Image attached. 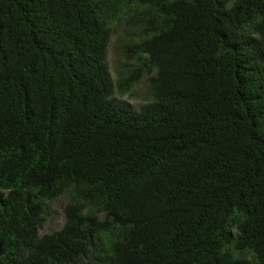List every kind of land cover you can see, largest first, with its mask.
Returning a JSON list of instances; mask_svg holds the SVG:
<instances>
[{
  "label": "trees",
  "instance_id": "1",
  "mask_svg": "<svg viewBox=\"0 0 264 264\" xmlns=\"http://www.w3.org/2000/svg\"><path fill=\"white\" fill-rule=\"evenodd\" d=\"M0 264H264V0H0Z\"/></svg>",
  "mask_w": 264,
  "mask_h": 264
},
{
  "label": "rangeland",
  "instance_id": "2",
  "mask_svg": "<svg viewBox=\"0 0 264 264\" xmlns=\"http://www.w3.org/2000/svg\"><path fill=\"white\" fill-rule=\"evenodd\" d=\"M115 37L112 38L109 48L106 52V64L109 68V74L112 80H115L114 75V66H115ZM144 92V82L136 85L134 89L126 95H119L115 92L112 96L113 101L118 104H121L127 108L137 110L142 103ZM70 196H63L55 200L48 202L47 211L45 214V223L39 231V235L50 234L56 231H59L65 222V216L63 209L65 205L69 202Z\"/></svg>",
  "mask_w": 264,
  "mask_h": 264
}]
</instances>
